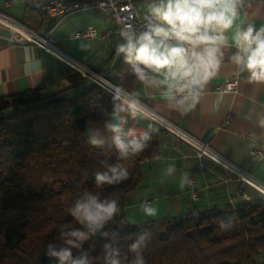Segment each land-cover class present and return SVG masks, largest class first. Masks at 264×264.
<instances>
[{
  "label": "trees",
  "instance_id": "obj_1",
  "mask_svg": "<svg viewBox=\"0 0 264 264\" xmlns=\"http://www.w3.org/2000/svg\"><path fill=\"white\" fill-rule=\"evenodd\" d=\"M44 18L25 3L18 21L35 31ZM107 75L129 92L139 89L122 56ZM68 79L69 86L51 95L36 87L0 96V264H57L46 255L47 246H62L60 231L80 226L68 208L86 192L116 198L121 207L104 229L109 235L98 233L83 246L93 264H103L105 243L134 258L127 246L145 234L146 264H264V201L168 215L138 226L127 221L123 196L141 182L142 165L160 154L161 130L142 152L118 161L114 145L96 148L87 134L88 123L113 106L112 96L80 73ZM117 162L128 169V179L96 188L94 173ZM222 220L231 221L229 230L220 229Z\"/></svg>",
  "mask_w": 264,
  "mask_h": 264
},
{
  "label": "crops",
  "instance_id": "obj_2",
  "mask_svg": "<svg viewBox=\"0 0 264 264\" xmlns=\"http://www.w3.org/2000/svg\"><path fill=\"white\" fill-rule=\"evenodd\" d=\"M136 7L145 13L147 4ZM243 15L257 28L264 26V0H246ZM24 27L18 19L0 21V96L36 87L45 95L64 90L69 86L68 77L79 72L55 54L23 40L27 33ZM94 39L86 40L93 42ZM55 45L101 74H108L120 58L115 48H83L82 43L74 38L65 39L64 42L55 38ZM234 52V48L224 50V62L217 76L209 82L205 97L186 114L170 109L157 93L141 85L138 99L183 132L250 172L253 181L242 182L212 156L198 155L194 146L146 113L143 112L144 118L138 120L129 115L127 127L136 132L149 128L161 130L160 154L142 165L141 182L123 196L124 216L132 225L190 211L223 209L248 200L264 201V157L254 161L249 156L253 148H264V84H249L246 73H237L229 59ZM226 78L237 80L235 89L217 90L216 86ZM216 101H219L218 108L213 106ZM112 118L113 106L98 120L88 123V136L95 130L97 138L105 140L103 147L114 145L111 133L105 128V122L112 121ZM170 163L177 165L175 178L164 174V169ZM183 172L189 174L193 184L181 189L178 176ZM190 187L196 191L195 197L190 193ZM145 200L158 209L156 216L147 217L141 212L139 206Z\"/></svg>",
  "mask_w": 264,
  "mask_h": 264
},
{
  "label": "clouds",
  "instance_id": "obj_3",
  "mask_svg": "<svg viewBox=\"0 0 264 264\" xmlns=\"http://www.w3.org/2000/svg\"><path fill=\"white\" fill-rule=\"evenodd\" d=\"M246 0H151L144 13L143 30L125 26L120 30V41L115 53L131 66L135 80L144 89L157 93L167 106L181 114L191 111L205 97L209 82L217 76L224 62V50L234 48L230 62L237 73L247 74L249 84H264V26L256 27L243 15ZM139 90L127 91L114 86L112 93L113 118L105 122L111 141L118 152V161H126L144 150L155 128L136 132L127 127V116L144 118L139 102ZM215 108L219 101L214 102ZM126 114V115H121ZM264 123V121H262ZM88 143L102 148L105 140L91 131ZM177 165L164 169L167 177H177ZM129 171L121 163H109L103 171L94 173L96 188L117 185L128 179ZM179 187L192 184L187 172L178 176ZM147 217L157 215L158 209L145 200L140 204ZM68 213L80 225L62 229V246L49 243L46 255L57 264H93L83 246L98 233L108 236L106 225L121 214L116 198H101L86 192L75 199ZM231 221H221L220 229L229 230ZM146 234L127 246L129 259L121 247L103 245V264H146L143 255ZM76 250L79 255H75ZM123 257V259H122Z\"/></svg>",
  "mask_w": 264,
  "mask_h": 264
},
{
  "label": "built area",
  "instance_id": "obj_4",
  "mask_svg": "<svg viewBox=\"0 0 264 264\" xmlns=\"http://www.w3.org/2000/svg\"><path fill=\"white\" fill-rule=\"evenodd\" d=\"M25 3L28 7L40 12L45 18L41 27L35 31L24 27L26 28L27 33L24 35L23 40L37 45L45 52L55 54L74 69H76L83 77L87 78L90 82H93L103 89L107 95L112 96L114 86L117 85L110 80L109 76L107 74H101L92 70L81 61L60 50L55 45V38L50 35V31L64 17L82 10L105 14L112 20L114 24V30L118 34L120 33L121 28L129 25L138 31L143 30L146 25V21L144 20V12L136 7L135 0H25ZM10 4L11 0H0V6L3 8L9 7ZM11 20L12 18L0 10V21L8 22ZM50 21H53V24L49 27ZM97 33V29L89 25L82 31L75 32V36H82L88 40H92L96 37ZM236 83L237 80L235 78H226L220 85L216 86V89L234 90ZM140 104L144 110V113L153 118V120L158 121L164 126H168L174 132L179 134L186 142L190 143L196 148L198 155L207 154L212 156L218 162L223 164L230 172L235 174L242 182L253 181V177L250 172L242 170L227 158L215 152L206 143L197 140L196 138L183 132L174 124L168 122L152 110L148 109L141 102ZM249 156L254 161L260 160L262 157H264V148H253L249 152ZM189 191L193 197L196 196V191L193 187H190ZM240 194L244 195L242 192H240Z\"/></svg>",
  "mask_w": 264,
  "mask_h": 264
},
{
  "label": "rangeland",
  "instance_id": "obj_5",
  "mask_svg": "<svg viewBox=\"0 0 264 264\" xmlns=\"http://www.w3.org/2000/svg\"><path fill=\"white\" fill-rule=\"evenodd\" d=\"M150 2L151 0H135L136 5L139 7ZM24 6L25 0H11L8 8H0L12 16V18L19 19ZM89 25L98 31L93 42L81 38L82 36H75V32L82 31ZM111 27L114 29V24L105 14L82 10L60 20L54 27L55 30H51L50 35L59 42H64L68 38H74L75 41L79 40L82 43L83 48H115L116 44L120 42V35L113 33Z\"/></svg>",
  "mask_w": 264,
  "mask_h": 264
}]
</instances>
